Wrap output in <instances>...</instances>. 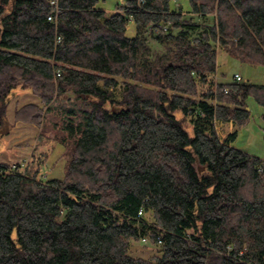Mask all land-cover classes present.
<instances>
[{
  "label": "trees",
  "instance_id": "1",
  "mask_svg": "<svg viewBox=\"0 0 264 264\" xmlns=\"http://www.w3.org/2000/svg\"><path fill=\"white\" fill-rule=\"evenodd\" d=\"M51 1L0 0V127L30 89L14 122L58 115L42 131L66 154L62 180L0 162V264H264V160L233 147L264 84L211 81L220 48L264 67V0H55L56 23ZM67 91L79 104L53 114ZM146 237L161 255H128Z\"/></svg>",
  "mask_w": 264,
  "mask_h": 264
},
{
  "label": "rangeland",
  "instance_id": "2",
  "mask_svg": "<svg viewBox=\"0 0 264 264\" xmlns=\"http://www.w3.org/2000/svg\"><path fill=\"white\" fill-rule=\"evenodd\" d=\"M123 1L125 0H99L97 7L109 14L118 3H122ZM172 7H174V9L181 7L184 13H188L187 4L183 0L173 3ZM194 19L196 18L194 17ZM206 22L209 23L210 19H207ZM133 35V25L128 23L126 36L132 37ZM149 44L152 48L158 49L151 41ZM216 62V74L211 78L213 88L219 83L233 82V75L235 73L240 75L244 83L264 84V67H256L241 63L239 60L223 52L221 48L217 50ZM118 81L120 83L122 82L121 79H118ZM206 87L207 85L204 87L200 86L199 89L203 90L206 89ZM117 92L118 91L114 92L116 99L118 98ZM6 103L8 107L6 114L7 123L4 122L0 127L1 131L4 130L7 125L4 133L0 134V162L9 164L11 168H17L21 172L28 167H31L29 170H34L38 167L39 180H62L65 175V151L58 143V139L54 140V133L49 130L48 126L46 132L42 131V126L46 124V121L50 125L56 122L59 124L57 113L61 112L63 108H67L68 105L79 104L75 101V95L67 91L64 95L54 98L50 107L55 108L53 114L57 116L53 117L56 118L51 116L50 119H48V117L45 116V113H47L45 112V107L43 114L45 116L44 120L46 121L39 127L16 123L13 120V114L16 109L28 103L39 104L38 99L31 93L30 89H22L18 86L6 99ZM107 107L109 106L107 105ZM246 109L250 112L249 121L238 130L233 147L264 160V123L262 120L264 108L258 106L255 101L249 97L246 100ZM174 115L177 119L181 116L178 111H175ZM217 125L219 126V124ZM183 128L190 137L193 136L192 126L188 122V119L183 121ZM225 129L231 130L232 126L227 125ZM144 218L149 221L151 219L150 212L145 213ZM128 255L135 258L149 259L151 257L160 256L161 251L158 245L153 244L150 239L146 237L138 241H131L128 248Z\"/></svg>",
  "mask_w": 264,
  "mask_h": 264
},
{
  "label": "built area",
  "instance_id": "3",
  "mask_svg": "<svg viewBox=\"0 0 264 264\" xmlns=\"http://www.w3.org/2000/svg\"><path fill=\"white\" fill-rule=\"evenodd\" d=\"M137 2H141V0H136ZM51 6H52V11L50 12V14L48 15V17H47V20L49 21V22H54V23H56V18H57V15H58V13H59V11H58V7H57V2L55 1V0H52L51 1ZM158 28L159 29H162V30H165V26H158ZM155 31V30H154ZM61 39H60V37H56V42H59ZM54 77L55 78H58V77H60V75H61V72H60V70L59 69H55L54 70ZM233 81L234 82H236V83H238V82H241L242 81V79H241V77L238 75V74H234L233 75ZM224 92L226 93L227 92V90H224ZM141 214V212L139 211L138 212V215H140ZM158 243H160V240H158Z\"/></svg>",
  "mask_w": 264,
  "mask_h": 264
},
{
  "label": "crops",
  "instance_id": "4",
  "mask_svg": "<svg viewBox=\"0 0 264 264\" xmlns=\"http://www.w3.org/2000/svg\"><path fill=\"white\" fill-rule=\"evenodd\" d=\"M126 2V0L125 1H123L121 4L120 3H118L116 6H121V5H123V3H125ZM99 9H101V8H99ZM102 10V9H101ZM114 10V9H113ZM104 11V10H103ZM105 12V11H104ZM235 74H237V73H235ZM227 125H229V124H226V125H217V130L220 132L219 134L221 135V136H223L226 132H230V131H232V129L231 130H227V129H225V127L227 126ZM222 130V131H221ZM222 132V133H221Z\"/></svg>",
  "mask_w": 264,
  "mask_h": 264
},
{
  "label": "water",
  "instance_id": "5",
  "mask_svg": "<svg viewBox=\"0 0 264 264\" xmlns=\"http://www.w3.org/2000/svg\"><path fill=\"white\" fill-rule=\"evenodd\" d=\"M6 128H7V125L5 126L4 130L0 131V134H3Z\"/></svg>",
  "mask_w": 264,
  "mask_h": 264
}]
</instances>
